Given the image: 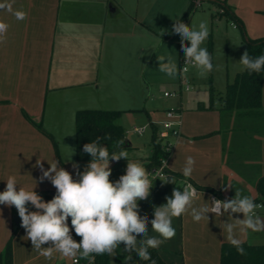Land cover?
<instances>
[{
    "label": "crops",
    "instance_id": "crops-1",
    "mask_svg": "<svg viewBox=\"0 0 264 264\" xmlns=\"http://www.w3.org/2000/svg\"><path fill=\"white\" fill-rule=\"evenodd\" d=\"M193 1L8 0L12 12L0 10V21L8 25L6 38L0 42V192L5 190L7 178L15 176L17 190L20 187L35 188L43 201L48 202L47 196L54 197L56 189L47 179L41 182L43 173L37 161H41L44 170L50 167L49 163L60 161L59 167L70 172L74 180L79 179L77 171L86 170L88 162H79L76 158V136L73 142L67 143L61 131L57 134L51 130H59V125L64 129V121L60 124L58 118L61 113H72L75 117L78 111L87 109L145 112L146 124L133 125V130L142 129V133H136L143 135L150 125L153 130L151 142L143 145L131 142L127 129L120 124L126 132V145L122 150L127 152L129 161L146 166L153 153L154 135L163 139L170 145L166 168L174 180L170 183L162 178H152L150 196L138 202L140 216L148 217L149 236L157 235L151 230L154 209L165 204L166 197H171L175 188L183 191L188 185L198 191L193 200L194 208L209 206L213 198L230 200L239 193L252 197L257 206L262 205V208H256L255 215L264 220L258 189L264 178V79L259 109L223 110L220 98L227 85L244 71L240 59L246 51L247 40L264 39V0H201V4L203 1L217 4L219 15L224 8L230 9L243 25L242 30L232 22L244 40L239 42L241 49L233 44L232 54L228 46L233 68L228 69L223 85L210 79L209 94L205 98L196 93L192 99H184L180 79L174 87V92L178 91L180 96L173 97L176 101L163 110L160 118L156 112L161 108L158 105L150 107V111L156 112L152 117L147 109L121 108L126 98L115 95L116 102L109 104L108 97L99 100L97 81L102 66H114L104 70L105 73L114 72L118 66L132 65L143 59L151 49L166 46L176 34L166 35L173 30L176 19L186 8L187 13ZM17 10L25 12L27 18L17 20L13 14ZM134 48L138 52L133 54ZM175 57L180 70L181 54L176 53ZM70 80H78L81 88L90 90L69 95L71 86L67 82ZM83 105L86 106L81 109ZM49 110L57 114V124L55 120L49 121ZM171 110L180 121V125L174 126L179 131L177 136L172 130L159 133L156 127L169 120L166 114ZM189 156L195 160L194 171L190 177H185L183 168ZM127 163L125 159L110 161V181L116 182L126 174ZM73 164L78 165V169H74ZM26 207L31 211L30 203ZM15 214L18 211L14 206L0 205V258L11 242L12 264H73L75 258L83 259L79 255L65 258L55 251L50 258L42 256L32 247L21 224L15 230ZM208 217L209 220L196 222L189 212L173 218L175 236L159 248L148 250L157 251L163 264H223V248L234 246L225 229L228 223L234 225L233 236L242 242L240 246L264 248V230L241 231L235 218H243L242 214L215 216L208 213ZM72 237L77 242L81 240L73 230ZM123 247L121 244L113 256L108 255L109 264L115 263L117 251L122 255L130 254ZM0 264L4 263L0 261Z\"/></svg>",
    "mask_w": 264,
    "mask_h": 264
},
{
    "label": "clouds",
    "instance_id": "clouds-1",
    "mask_svg": "<svg viewBox=\"0 0 264 264\" xmlns=\"http://www.w3.org/2000/svg\"><path fill=\"white\" fill-rule=\"evenodd\" d=\"M0 10L12 12L11 3L8 0L0 2ZM13 14L17 20L27 18L23 11L17 10ZM7 30L8 25L0 21V42L6 38ZM173 32L181 38V50L185 54L184 64L199 69L202 77L211 72L212 57L201 46L209 35L206 23L201 22L198 30H194L178 20L173 25ZM157 60L160 72L172 78L178 74V66L170 56L161 55ZM240 63L250 74L264 71V55L253 58L245 51ZM100 141L101 137H97L83 146V152L91 160L85 171H77L78 180H74L70 172L59 167L60 161L48 162L50 167L47 170L43 169L41 161H37L43 173L41 182L47 179L56 189V195L48 202L43 201L34 191L35 188L27 190L20 187L17 190L15 176L7 178L6 188L0 192V205L14 206L17 209L27 239L42 256L50 258L55 251L65 258L79 255L80 258L89 259L91 264L96 255L113 256L115 250L123 244L126 252H134L139 259L149 261V248H159L175 236L173 218L189 212L196 222L209 220L208 213L215 216H223L224 213L231 216L242 214L243 218H235L239 221L242 232L264 230V220L255 215L258 206L252 197L236 193L233 199L221 201L213 198L209 206L194 208L193 200L198 193L188 185L183 191L175 188L172 196L166 197V203L154 209L151 230L157 235L149 236L148 217L140 216L138 204L139 201L148 199L153 187L148 170L139 162L129 161L124 150L110 153ZM121 159L128 161L126 174L112 182L109 179L112 174L110 161L118 162ZM194 164L195 160L191 156L187 157L183 168L185 177L192 175ZM73 168L78 169V165L73 164ZM162 181L174 183L173 178ZM28 203L36 211H29L26 207ZM225 229L229 242L243 253V248L240 247L242 242L233 236L234 225L228 223ZM72 230L81 237L79 242L73 239ZM45 244L49 246L44 247ZM131 258L129 255L128 259ZM151 264L156 262L153 260Z\"/></svg>",
    "mask_w": 264,
    "mask_h": 264
},
{
    "label": "rangeland",
    "instance_id": "rangeland-1",
    "mask_svg": "<svg viewBox=\"0 0 264 264\" xmlns=\"http://www.w3.org/2000/svg\"><path fill=\"white\" fill-rule=\"evenodd\" d=\"M186 9L176 19V21L183 18ZM219 14L220 7L217 4L203 1L201 6L194 8V11L189 16H187L184 21L186 25L194 30H198L199 24L201 22L206 23L209 30V35L201 46L205 47L212 57L213 70L211 72L202 77L200 75V70L196 67L191 68L187 74H182L178 69V74L172 78L158 70V56H170L176 62L177 58H174V54L177 53L178 56L180 54L185 55L181 50V38L178 34H176L170 43H167L166 46L163 45L164 48L161 47L160 49L157 47L155 49L149 50L146 52V54H144L143 59L134 61L132 65L118 66L115 68L117 69L116 71L105 73V69L114 68V66L110 67L108 64H104L97 81V83L100 85V90L98 92L99 100L100 98L106 100V97H108L110 100L108 99V103H106H114L117 100L115 97L116 95L118 98H126V101L124 102L125 104L120 106L121 108L125 110L147 109L149 115L153 117V115L158 112L160 118L163 110L167 107H171L170 105L176 101V99L173 97H165V93H173L177 82L184 78H187L192 86L191 91H183L184 99H192V97L196 96L197 94H202V97L205 98L209 94L208 88L210 79L213 81L214 78V81L217 84L219 81L223 85L228 69L232 70L233 68L232 57L228 54V46L230 45V54H232L233 44L236 45V48L241 49L239 42L240 40H243L240 30L236 29L235 25L231 21H228L224 16ZM185 43L188 42L186 41ZM135 52H138V49H132V53L134 54ZM124 67H126V70H124ZM70 68H72V66ZM67 83H70L68 85L71 86L69 87V91L67 93L69 95L90 90L88 88H81V86L78 85V80H70ZM176 93L178 94L177 97H179L180 93L178 91ZM157 105L161 106V108H157L156 112L155 110L150 111V109H152L150 107ZM85 106H81V109L85 108ZM61 114L58 118L61 121L60 124H62V121H64V129H62L61 125H59V130H54L53 128H51V130L57 134L61 131L63 136H66L65 140L67 143L73 142L75 139V117L72 115L74 114H69L67 112ZM47 115L49 116V121L53 122L55 120V123H58V118L56 119V113H53L49 110ZM146 121L147 113L145 112H127L123 113V116L118 121V123L122 124L124 128L127 129V134L131 142L143 145L147 142H151V137L153 134L152 127L148 125L145 128L144 134L138 135L136 132H134L133 125L141 127L142 125L146 124ZM156 127L159 133L166 130L164 128L163 121L158 123ZM141 155L144 156L143 152H141ZM131 161L136 162L134 160Z\"/></svg>",
    "mask_w": 264,
    "mask_h": 264
},
{
    "label": "trees",
    "instance_id": "trees-1",
    "mask_svg": "<svg viewBox=\"0 0 264 264\" xmlns=\"http://www.w3.org/2000/svg\"><path fill=\"white\" fill-rule=\"evenodd\" d=\"M194 4L191 3L187 13L180 20L185 21V18L194 11ZM221 16H224L228 21L234 22L243 30V25L235 14L228 8H224ZM174 34L173 30L166 37ZM246 51L250 57H259L264 55V39H248ZM264 79V71L260 73H249L244 69L239 73L232 83L226 87L224 95L221 98V109L228 111H251L259 109L262 105V85ZM123 112L108 111V110H80L75 116V136H76V158L79 162H88L91 157L83 152V146L94 141L97 137H101V144L108 148L110 153H119L126 145V132L118 123ZM40 127V126H39ZM120 142H123L121 145ZM153 153L150 157V162L145 167L148 172L162 166L163 162L169 158L170 150L168 143H164L163 139L154 135L152 140ZM168 173V170H165ZM259 192L262 196L264 208V178L258 184ZM49 200L53 199L52 195L47 196ZM69 226L71 222L69 218ZM73 234L77 236L73 230ZM243 248L241 253L236 246H225L223 248V264H264V248ZM151 255V260L144 261L138 258L136 254L122 255L118 251L116 253L114 264H151L154 260L156 264H163L161 257L155 250H148ZM12 245L9 242L6 246L3 256L0 261L4 264H12ZM89 259H81L85 261ZM93 264H109L108 255H96L92 260Z\"/></svg>",
    "mask_w": 264,
    "mask_h": 264
},
{
    "label": "built area",
    "instance_id": "built-area-1",
    "mask_svg": "<svg viewBox=\"0 0 264 264\" xmlns=\"http://www.w3.org/2000/svg\"><path fill=\"white\" fill-rule=\"evenodd\" d=\"M193 3H194V7L196 8V7H198V6L201 5V0H194ZM193 67L194 66H192V65H185L184 64V55H181V58H180V72L182 74H187V73H189V71ZM185 68L187 69V71H184ZM181 83H182V86H183V91L188 92V91L192 90V86L190 84V81L187 78L182 79L181 80ZM165 96L166 97H177L178 94L176 92H173V93H165ZM166 116H167V118L169 120L164 123V128L166 130H172V134L175 135V136H177L179 134V131L177 129H174V126L175 125H180V121L177 118L176 112L174 110L168 111L167 114H166ZM175 118L177 119L176 122L170 121L171 119H175ZM136 132L142 133V129H136ZM168 149L170 150V145H169ZM166 162H167V160H165L163 162V164H162L161 167H159L157 169H154V170L148 172L149 173V178L150 179H152L154 177H158V178H162V179L170 178V176L168 175V173L165 171L167 169L166 168ZM197 193H198V191H197ZM258 207L259 208H262V205L258 204ZM73 264H90V260L81 261L80 259L75 258L73 260ZM91 264H93V261H91Z\"/></svg>",
    "mask_w": 264,
    "mask_h": 264
},
{
    "label": "water",
    "instance_id": "water-1",
    "mask_svg": "<svg viewBox=\"0 0 264 264\" xmlns=\"http://www.w3.org/2000/svg\"><path fill=\"white\" fill-rule=\"evenodd\" d=\"M34 210H35V208H34V206H32L31 211H34ZM13 220H14V224H15V230H17V228L21 224V218L19 217L18 214H15L13 216Z\"/></svg>",
    "mask_w": 264,
    "mask_h": 264
}]
</instances>
